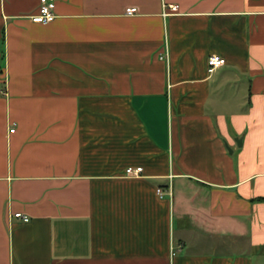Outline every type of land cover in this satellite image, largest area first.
<instances>
[{
	"label": "crops",
	"instance_id": "crops-1",
	"mask_svg": "<svg viewBox=\"0 0 264 264\" xmlns=\"http://www.w3.org/2000/svg\"><path fill=\"white\" fill-rule=\"evenodd\" d=\"M40 1L0 0V264H264V0Z\"/></svg>",
	"mask_w": 264,
	"mask_h": 264
},
{
	"label": "built area",
	"instance_id": "built-area-1",
	"mask_svg": "<svg viewBox=\"0 0 264 264\" xmlns=\"http://www.w3.org/2000/svg\"><path fill=\"white\" fill-rule=\"evenodd\" d=\"M55 8H56V0H41L38 12L32 15V20L34 22L44 23V24L52 22L56 17ZM170 9L171 11H177L178 5H170ZM135 12H137L136 7L128 9V13H135ZM224 63H225V59L223 57L216 54L211 55L208 58L209 72L211 73L214 72L218 67L222 66ZM14 130L15 129H12L13 132ZM141 171H142L141 167L138 168L130 167L127 170L128 174H133V175H139ZM158 191L161 195L163 194V190L161 188H159ZM15 216L17 218L23 219L25 222H28L30 220V218L27 215H24L21 212L15 213Z\"/></svg>",
	"mask_w": 264,
	"mask_h": 264
},
{
	"label": "trees",
	"instance_id": "trees-1",
	"mask_svg": "<svg viewBox=\"0 0 264 264\" xmlns=\"http://www.w3.org/2000/svg\"><path fill=\"white\" fill-rule=\"evenodd\" d=\"M260 200H264V198H261Z\"/></svg>",
	"mask_w": 264,
	"mask_h": 264
}]
</instances>
